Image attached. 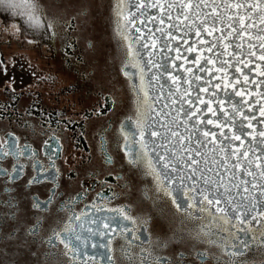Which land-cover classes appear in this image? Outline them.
<instances>
[{
  "label": "snow or ice",
  "instance_id": "snow-or-ice-1",
  "mask_svg": "<svg viewBox=\"0 0 264 264\" xmlns=\"http://www.w3.org/2000/svg\"><path fill=\"white\" fill-rule=\"evenodd\" d=\"M0 9L63 50L91 19L90 0L72 15L64 0H0ZM110 11L133 108L112 133L123 152L114 177L121 191L111 171L62 183V141L77 122L43 109L34 122L36 100L14 115L23 93L5 84L0 251H13L0 264H249L248 252L264 256V0H115ZM105 101V112L117 104ZM111 130L100 123L94 133L105 165L117 163ZM121 198L132 202L112 203ZM160 204L171 206L176 227L154 223L145 206Z\"/></svg>",
  "mask_w": 264,
  "mask_h": 264
},
{
  "label": "flooded vegetation",
  "instance_id": "flooded-vegetation-1",
  "mask_svg": "<svg viewBox=\"0 0 264 264\" xmlns=\"http://www.w3.org/2000/svg\"><path fill=\"white\" fill-rule=\"evenodd\" d=\"M45 2V0H42ZM115 0H90L91 19L86 31L73 33L79 36V41L70 50H63L57 42L55 48L46 40L39 37L30 36L38 53L39 59L44 61L42 71L39 64L32 71L11 72V84L17 93H23L14 102L16 112L14 115L23 113L34 100L39 101L38 106L32 105L36 112L34 117L39 121V110L47 112L60 111L70 120L76 121L72 128L68 130V140L64 143V156L57 163L61 165L64 172V179L61 181L67 184L68 179L72 180L70 187H76L79 180L84 179L85 170L100 172L98 179L103 180L104 175L111 171L113 179L110 180L113 187H116L115 175L120 171V162L123 161V152L115 148L111 143L112 133L115 132L119 121L132 113L131 93L127 92L122 86L125 78L119 71V60L117 58V44L113 37V24L111 21L110 6ZM70 15L74 14L79 7V0H64ZM16 24L23 31L22 21L16 19ZM92 38L97 42L95 50L88 46V39ZM17 46L21 47V40H16ZM38 63V61H35ZM50 66L47 67V63ZM46 63V64H45ZM47 69V71L45 70ZM131 70V69H129ZM35 73V75H33ZM112 95L117 99V104L110 111L105 112V96ZM11 98L10 93L0 89V102H7ZM124 103H120V99ZM97 109L104 112V115L97 119ZM90 113V114H89ZM89 114V120H84V115ZM100 123L112 125V130L108 133L110 141L109 150L117 161L114 165H105L101 153L98 151V137L94 136L97 126ZM83 126V127H82ZM0 127H4V122L0 121ZM11 130L21 134L15 124ZM83 131V139H79L78 134ZM66 159V163L64 160ZM70 170H75L77 175H70ZM126 171V168H125ZM99 190V188H97ZM35 191L45 198L46 189L36 188ZM116 191H121L116 187ZM136 193L133 192V196ZM131 203L123 198L115 203ZM150 211L154 223L162 230L177 226L178 221L172 218L171 206L163 204L155 207L145 206ZM55 212L56 209L54 208ZM3 245L0 244V250ZM13 249L9 247L6 252L0 251V259L12 258ZM249 264H262L264 256L258 251H251L246 254Z\"/></svg>",
  "mask_w": 264,
  "mask_h": 264
},
{
  "label": "rangeland",
  "instance_id": "rangeland-1",
  "mask_svg": "<svg viewBox=\"0 0 264 264\" xmlns=\"http://www.w3.org/2000/svg\"><path fill=\"white\" fill-rule=\"evenodd\" d=\"M16 19L18 18L0 9V89H4L5 84H11V72L32 71L35 69L33 67L37 68L38 64L42 71V65L44 66V61L40 60L38 53L34 52L33 43L28 42L32 40L30 34L21 28L20 31H16L13 27L17 25ZM16 40H21V47L17 46ZM47 64L48 69L50 64ZM5 68L7 69L6 74Z\"/></svg>",
  "mask_w": 264,
  "mask_h": 264
}]
</instances>
